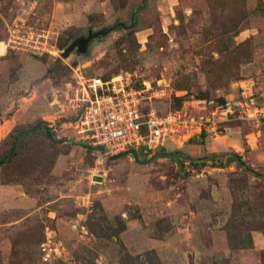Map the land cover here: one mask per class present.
<instances>
[{
  "label": "rangeland",
  "instance_id": "rangeland-1",
  "mask_svg": "<svg viewBox=\"0 0 264 264\" xmlns=\"http://www.w3.org/2000/svg\"><path fill=\"white\" fill-rule=\"evenodd\" d=\"M117 76L177 119L141 162L78 134ZM0 264H264V0H0Z\"/></svg>",
  "mask_w": 264,
  "mask_h": 264
},
{
  "label": "built area",
  "instance_id": "built-area-1",
  "mask_svg": "<svg viewBox=\"0 0 264 264\" xmlns=\"http://www.w3.org/2000/svg\"><path fill=\"white\" fill-rule=\"evenodd\" d=\"M32 37L24 42L12 40L10 47L39 54L41 43ZM78 99L84 103L77 123L78 134L88 145L101 148L106 156L130 149H144L143 153L159 151L178 126L172 115L144 112L137 93L122 76L107 81L100 77L83 80Z\"/></svg>",
  "mask_w": 264,
  "mask_h": 264
},
{
  "label": "water",
  "instance_id": "water-1",
  "mask_svg": "<svg viewBox=\"0 0 264 264\" xmlns=\"http://www.w3.org/2000/svg\"><path fill=\"white\" fill-rule=\"evenodd\" d=\"M84 44H85V41L80 40V39L76 40L75 42H73V44H71V46H69V47L65 50V52L63 53V56H64V57L68 56V54L71 52V50H72L74 47L78 46L79 48H82V47L84 46ZM125 155H132V156L135 158V160H136L137 162H141V161L139 160V157H138V152H137L136 150H134V149H130V150L125 151V152H123V153H120V154H118V155H116V156H111L110 158H111V159H117V158H120V157L125 156ZM157 155H163V156H166V155H168V156H174L173 154H162V153H159V154H157ZM154 157H155V156H154ZM154 157H152L151 159H153ZM151 159H149V160H147V161H145V162H148V161H150Z\"/></svg>",
  "mask_w": 264,
  "mask_h": 264
},
{
  "label": "trees",
  "instance_id": "trees-1",
  "mask_svg": "<svg viewBox=\"0 0 264 264\" xmlns=\"http://www.w3.org/2000/svg\"><path fill=\"white\" fill-rule=\"evenodd\" d=\"M49 131H50V130H48V132H47L48 135H50ZM228 161H229V163H230V162H237L239 165H244L243 162H242L241 157L238 156L237 154H233V155H231Z\"/></svg>",
  "mask_w": 264,
  "mask_h": 264
}]
</instances>
